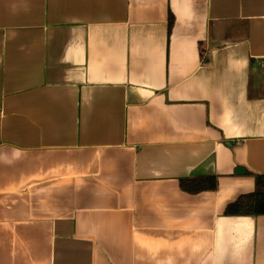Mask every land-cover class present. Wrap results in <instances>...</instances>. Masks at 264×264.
I'll list each match as a JSON object with an SVG mask.
<instances>
[{
	"label": "crops",
	"instance_id": "crops-1",
	"mask_svg": "<svg viewBox=\"0 0 264 264\" xmlns=\"http://www.w3.org/2000/svg\"><path fill=\"white\" fill-rule=\"evenodd\" d=\"M258 175L264 0H0V264H264Z\"/></svg>",
	"mask_w": 264,
	"mask_h": 264
},
{
	"label": "trees",
	"instance_id": "trees-1",
	"mask_svg": "<svg viewBox=\"0 0 264 264\" xmlns=\"http://www.w3.org/2000/svg\"><path fill=\"white\" fill-rule=\"evenodd\" d=\"M172 20L169 21L171 27ZM214 176L182 179L179 183L182 191L188 194H198L216 189ZM225 216H264V175L255 177V189L252 193L239 196L228 204L224 210Z\"/></svg>",
	"mask_w": 264,
	"mask_h": 264
}]
</instances>
